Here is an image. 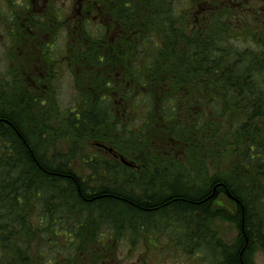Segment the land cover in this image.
<instances>
[{
    "label": "trees",
    "instance_id": "obj_1",
    "mask_svg": "<svg viewBox=\"0 0 264 264\" xmlns=\"http://www.w3.org/2000/svg\"><path fill=\"white\" fill-rule=\"evenodd\" d=\"M82 3L64 28L65 51L64 10L48 18L60 25L56 38L41 30L32 51L19 45L27 14L0 6V29L14 18L5 35L14 43L15 30L18 43L0 71V264H117L122 244L142 240L171 256L189 245L201 264H256L264 1ZM66 71L74 109L55 94ZM88 141L138 166L86 153ZM215 218L235 223L234 242L214 232Z\"/></svg>",
    "mask_w": 264,
    "mask_h": 264
},
{
    "label": "rangeland",
    "instance_id": "obj_2",
    "mask_svg": "<svg viewBox=\"0 0 264 264\" xmlns=\"http://www.w3.org/2000/svg\"><path fill=\"white\" fill-rule=\"evenodd\" d=\"M58 1L61 2V8H63L66 13L71 12L70 7H69V0H58ZM255 1L259 3L260 5L261 0H255ZM260 7L261 6H259V8ZM242 13L247 14V15L257 14L252 9L250 11V8L242 10ZM260 13L264 14V11H260ZM34 15L35 14H27L26 17H21V21H19V23H24V26H23L24 30L21 31L22 43L21 44L19 43V45H21L22 48L23 46L28 45L32 51L36 50L35 46L33 45V43L36 41V39H33L34 35L39 36V33L42 30L44 31L45 41L49 42L56 38L55 33H58L60 30V25L56 27V25H53L54 22L51 19L48 20V18L52 14H48L47 19L42 20L41 23L43 24H41L39 21H36ZM36 15H39V14H36ZM70 18H71V15L67 14V18H66L67 20L66 22L65 20L63 22L65 24L62 23L61 25V26L63 25L64 26L62 29L63 31L60 34L58 46H59V49L62 47L64 51L66 49L64 47L65 40L68 41V38L65 35L67 34L66 33L67 30L64 28H66L67 26L68 29H71V26L73 23H72V20H69ZM32 21H34L33 24H35L36 26L35 28L34 27L32 28L33 26ZM52 26H55V28H52ZM27 33L29 35H27ZM68 36L70 37V35ZM8 46H10L11 50L14 49V45H11V44L9 45L8 36L5 37L4 32L2 31V29H0V71L5 69L4 68L5 67L4 65H6L5 56L7 53L6 48ZM90 77L91 76H88V78ZM75 79L76 78H73L72 73L70 71H66L60 77V80L58 81L55 94L57 96V99L63 105L62 108L64 109H66L67 107L74 109V102H75L76 90H77V82ZM83 86L84 85L81 86L82 90H83ZM85 152L89 154L97 153L104 159L114 160V161H117L127 166H132V167L138 166V165H134V163L129 164V162H133L134 159L132 160L131 158L126 159L124 156L120 155L128 161V163L123 162L120 157L115 156V152L113 151L111 147H109L106 144L99 143L98 141H88L87 143H85ZM224 208L230 209V211H232L233 207H231V204L226 203ZM214 220L215 221H213L211 226L214 228L213 229L214 232L219 233L223 241L234 242L237 239L238 231H237L235 223L228 221L226 219H221V218H217V219L215 218ZM144 242L145 240H142L141 244H137L135 246H131L129 244H122L121 248L119 249L117 264H147V262H144V260H150V264H201L200 262L196 260L197 258L195 256L189 255V252H190L188 249L189 245L187 246L185 250L180 251L179 255L175 254L174 256H171L170 254H165L166 252L161 253L157 249L153 250L156 253L165 254L162 257H160V255L156 253H151L149 248H145ZM186 243H189L187 237H186ZM186 243L184 242V245H186ZM153 244L157 245V241L154 240ZM163 245H164V250L167 251L165 242L163 243ZM185 251L188 253H186ZM249 255L252 256V260L256 264H264V252L260 248L254 247V249L251 251Z\"/></svg>",
    "mask_w": 264,
    "mask_h": 264
},
{
    "label": "flooded vegetation",
    "instance_id": "obj_3",
    "mask_svg": "<svg viewBox=\"0 0 264 264\" xmlns=\"http://www.w3.org/2000/svg\"><path fill=\"white\" fill-rule=\"evenodd\" d=\"M82 5V0H69V7L71 12L67 14H75L78 7L80 10H82ZM0 6L6 9L4 14H61L64 10L63 8H61V2L58 0H0ZM260 8L263 10L264 4H262ZM15 23L16 21L14 20V18L7 19V21L2 23L1 29L4 32L5 37L7 36L5 35V32H7V30H12L14 28L13 25H15ZM22 25L24 26V23H22ZM15 33L16 31L13 30L12 36L15 42L13 43V41H11L9 45H14V48H17V34L16 37H14ZM37 37L38 36L34 35L33 39H37Z\"/></svg>",
    "mask_w": 264,
    "mask_h": 264
},
{
    "label": "water",
    "instance_id": "obj_4",
    "mask_svg": "<svg viewBox=\"0 0 264 264\" xmlns=\"http://www.w3.org/2000/svg\"><path fill=\"white\" fill-rule=\"evenodd\" d=\"M111 151H112V150H111ZM121 160H122L123 162L128 163V161H127L126 159H124L123 157H121Z\"/></svg>",
    "mask_w": 264,
    "mask_h": 264
}]
</instances>
